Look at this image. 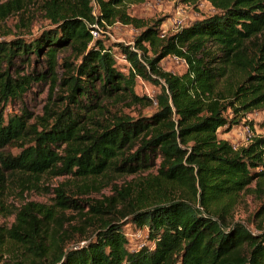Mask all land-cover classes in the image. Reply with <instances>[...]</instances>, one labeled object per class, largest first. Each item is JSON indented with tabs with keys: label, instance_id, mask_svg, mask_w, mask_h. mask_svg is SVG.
I'll return each instance as SVG.
<instances>
[{
	"label": "trees",
	"instance_id": "obj_1",
	"mask_svg": "<svg viewBox=\"0 0 264 264\" xmlns=\"http://www.w3.org/2000/svg\"><path fill=\"white\" fill-rule=\"evenodd\" d=\"M207 1L211 14L164 34L162 20L149 23L131 14L126 0H47L51 27L31 41L0 40V196L23 175L87 179L110 170L156 172L136 195L129 187L123 197L128 206L122 215L147 228L150 244L130 249L123 226L105 219L86 243L59 249L42 264H264V232L226 212L242 192L264 196V135L238 147L219 136L220 129L229 132L247 123L249 113L264 111V0ZM0 7V18L22 8L9 2ZM116 22L140 29L134 44L93 37V25ZM114 47L129 60L127 71L119 68ZM69 49L78 62L59 58ZM171 55L185 60L184 73L162 68ZM32 56L46 62V73L34 69L13 77L17 61L26 64ZM47 77L65 87L58 110L50 109L37 124L26 110L5 114L11 100ZM138 78L160 85L156 110L96 120L112 98L151 104L136 94ZM54 145H64L63 152ZM58 192L61 205L81 209L85 203L63 188ZM88 202L93 211L101 209ZM34 205L20 209L10 233L32 226Z\"/></svg>",
	"mask_w": 264,
	"mask_h": 264
},
{
	"label": "rangeland",
	"instance_id": "obj_2",
	"mask_svg": "<svg viewBox=\"0 0 264 264\" xmlns=\"http://www.w3.org/2000/svg\"><path fill=\"white\" fill-rule=\"evenodd\" d=\"M47 0H0V6L9 2L11 5H21L19 11L0 18V40L9 41L21 36L28 41L39 35L42 30L52 26L45 8ZM131 14L144 19L146 22L162 20L161 30L165 34L176 31L182 26L192 23L213 12L207 0H199L195 4H187L182 0H126ZM1 8V7H0ZM1 10V9H0ZM101 38L108 39V44L118 42L134 44L140 29L116 22L112 25H99ZM115 59L119 68L124 71L130 66L129 60L123 52L113 48ZM64 57L71 61L80 60L76 53L69 49L60 52L59 58ZM164 70L176 74L186 71L187 65L175 56H167L161 61ZM34 69L46 73V62L40 63L35 56L29 63L17 61L16 66L10 70L13 77L19 72L25 74ZM63 69H57L60 76ZM58 79V78H57ZM135 91L138 96L149 98L152 103L144 99L142 102L123 96L105 101V107L96 114V120H107L115 114H127L133 117L148 115L156 110V96L160 93V85L137 79ZM66 90L60 85V80L52 82L50 77L44 80H34L30 89L21 98L11 100L5 107V114H21L24 110L30 116V123H38L42 117H47L50 109L58 110L64 104ZM230 113V112H229ZM228 113V114H229ZM247 116H250L248 118ZM246 116L247 123L234 127L229 132L219 130V136L228 138L238 147L246 145L257 135H264L263 111H254ZM251 132H247L248 125ZM90 126H95L90 124ZM55 149L63 152V147ZM9 150L17 152L19 149L11 147ZM150 174L155 175V169L142 170L137 173L118 172L110 170L105 174L87 179L77 178L71 174L57 175L44 173L38 177L23 175L12 178L3 196H0V240L1 264H42L49 262L59 249L66 250L72 246H79L94 237L96 229L103 220L119 222L129 239L128 247L134 249L147 242V228L141 227L132 221L131 216L122 215L128 201L123 197L130 187L132 195L144 185ZM88 184V185H87ZM63 188L68 194L77 199L84 200L81 209L75 206H64L59 203L58 189ZM92 204H99L100 210L92 209ZM29 203L35 204L32 214L35 220L32 226L25 225L19 233H10V229L17 221V214L21 208ZM228 218L238 221L251 231L264 232V196L246 191L237 196L230 206L226 208ZM40 243V245H38ZM42 246L46 248L42 253Z\"/></svg>",
	"mask_w": 264,
	"mask_h": 264
},
{
	"label": "built area",
	"instance_id": "obj_3",
	"mask_svg": "<svg viewBox=\"0 0 264 264\" xmlns=\"http://www.w3.org/2000/svg\"><path fill=\"white\" fill-rule=\"evenodd\" d=\"M92 34H93V37L94 38H99L100 36H101V30H100V28H99V25L98 24H95V25H93V28H92ZM176 57V59L177 60H181V61H183V62H185V60L184 59H182V58H180V57H177V56H175ZM186 63V62H185ZM264 112V111H263ZM248 118H250V116H247ZM248 125V124H247ZM247 127V132H251V127H250V125H248V126H246ZM235 146V145H234Z\"/></svg>",
	"mask_w": 264,
	"mask_h": 264
},
{
	"label": "crops",
	"instance_id": "obj_4",
	"mask_svg": "<svg viewBox=\"0 0 264 264\" xmlns=\"http://www.w3.org/2000/svg\"><path fill=\"white\" fill-rule=\"evenodd\" d=\"M263 115H264V112H263Z\"/></svg>",
	"mask_w": 264,
	"mask_h": 264
}]
</instances>
